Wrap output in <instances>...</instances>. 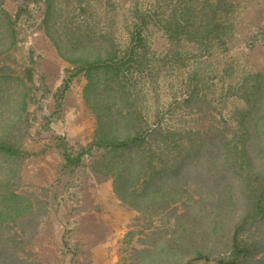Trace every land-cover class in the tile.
<instances>
[{"label":"trees","instance_id":"trees-1","mask_svg":"<svg viewBox=\"0 0 264 264\" xmlns=\"http://www.w3.org/2000/svg\"><path fill=\"white\" fill-rule=\"evenodd\" d=\"M40 1L66 80L85 79L91 170L159 218L127 264H264V73L214 63L230 47L236 0H130L121 13L116 0H21L16 16L0 0V264H38L25 249L35 205L17 191L31 78L8 62L18 18Z\"/></svg>","mask_w":264,"mask_h":264},{"label":"rangeland","instance_id":"rangeland-1","mask_svg":"<svg viewBox=\"0 0 264 264\" xmlns=\"http://www.w3.org/2000/svg\"><path fill=\"white\" fill-rule=\"evenodd\" d=\"M236 1L230 47L214 63L221 68L228 58L235 72L264 73V0ZM2 2L16 16L21 0ZM129 3L116 0L117 12ZM44 8L42 1L31 2L18 18V40L8 62L17 74L31 78V99L20 121L22 145L29 155L20 164L17 191L34 202L38 226L33 244L25 249L38 264H127L129 248L146 245L147 233L159 218L123 203L112 191L111 180L91 170L97 154L89 149L95 117L83 99L85 79L79 74L66 80L69 67L45 34ZM158 93L159 99L168 97L164 87Z\"/></svg>","mask_w":264,"mask_h":264}]
</instances>
